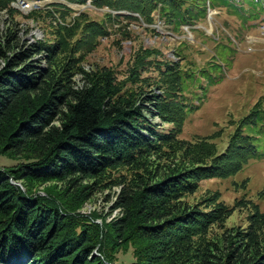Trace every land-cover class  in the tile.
<instances>
[{
    "label": "trees",
    "instance_id": "trees-1",
    "mask_svg": "<svg viewBox=\"0 0 264 264\" xmlns=\"http://www.w3.org/2000/svg\"><path fill=\"white\" fill-rule=\"evenodd\" d=\"M14 1L0 0V17L8 16L0 29V156L18 162L0 167V264H117L128 251L131 264H264L258 205L243 197L229 206L219 192L187 201L202 181L233 177L257 157V138L243 129L257 125L262 102L219 153L220 132L181 138L185 83L197 67L187 60L185 68L184 55L165 59L141 46L122 80L112 68L85 66L124 20L181 33L226 8L246 26L264 16V0H65L90 2L106 10L103 19L62 4L31 11L26 18L46 24L34 43L14 20ZM115 189L110 221L81 213ZM237 209L251 212L248 227L226 228Z\"/></svg>",
    "mask_w": 264,
    "mask_h": 264
},
{
    "label": "rangeland",
    "instance_id": "rangeland-1",
    "mask_svg": "<svg viewBox=\"0 0 264 264\" xmlns=\"http://www.w3.org/2000/svg\"><path fill=\"white\" fill-rule=\"evenodd\" d=\"M76 11H86L92 18L100 20L106 10L87 6L76 7ZM29 14L30 12L21 11V16H16L14 20L25 32L24 39L34 43L44 38L46 24L26 18ZM7 19V15H1V30L6 27ZM120 26L121 30L116 26L113 34L103 39L96 51L88 56L86 68H112L122 80L127 76L134 53L141 46L159 49L165 59L176 58L175 52L184 55L187 58L183 62L185 68L190 62L197 67L193 79L185 83L183 92L188 116L182 139L193 141L196 137L220 132V136L213 142L218 152L223 153L238 122L247 116L258 102H262L263 111L257 125L245 126L243 129L245 135L257 138V157L233 177L202 181L198 192L188 196L187 201L192 205L210 193L219 192L222 201L229 206L246 197L264 212V16L244 26L238 17L230 15L226 8H217L209 12L207 21L193 28L183 27L181 33H174L162 23L149 27L142 21L124 20ZM152 29L156 31L152 32ZM177 61H180V58H177ZM147 75L156 76L157 72L150 71L145 74ZM151 118L154 119L155 116ZM155 121L161 124L158 118H155ZM17 163L13 159L0 156V167ZM245 181L246 185L242 188ZM117 192L118 189H115L114 192L97 194L85 205L81 213L90 215L96 210L110 221L118 214L116 211L111 218L108 217L115 199L114 193ZM41 193L44 194V190H41ZM108 195L110 197H107ZM250 214L249 210L237 209L226 221V228L246 229ZM97 221L102 223V219ZM213 232L222 231L214 228ZM132 262L131 251L121 252L117 256V264Z\"/></svg>",
    "mask_w": 264,
    "mask_h": 264
},
{
    "label": "built area",
    "instance_id": "built-area-1",
    "mask_svg": "<svg viewBox=\"0 0 264 264\" xmlns=\"http://www.w3.org/2000/svg\"><path fill=\"white\" fill-rule=\"evenodd\" d=\"M61 2V0H15L12 4V7L18 10H38L39 7H48L51 9V4Z\"/></svg>",
    "mask_w": 264,
    "mask_h": 264
},
{
    "label": "bare ground",
    "instance_id": "bare-ground-1",
    "mask_svg": "<svg viewBox=\"0 0 264 264\" xmlns=\"http://www.w3.org/2000/svg\"><path fill=\"white\" fill-rule=\"evenodd\" d=\"M42 8V7H39V9ZM22 12H25V13H28V12H31L30 10H20Z\"/></svg>",
    "mask_w": 264,
    "mask_h": 264
}]
</instances>
